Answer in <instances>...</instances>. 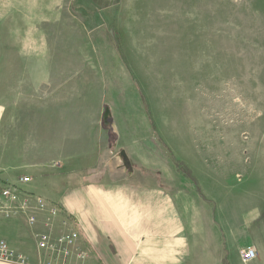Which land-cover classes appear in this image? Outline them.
Instances as JSON below:
<instances>
[{
	"label": "rangeland",
	"instance_id": "obj_1",
	"mask_svg": "<svg viewBox=\"0 0 264 264\" xmlns=\"http://www.w3.org/2000/svg\"><path fill=\"white\" fill-rule=\"evenodd\" d=\"M0 146L48 206L68 193L46 178L127 177L123 159L178 195L201 179L249 191L264 163V0H0Z\"/></svg>",
	"mask_w": 264,
	"mask_h": 264
},
{
	"label": "crops",
	"instance_id": "obj_2",
	"mask_svg": "<svg viewBox=\"0 0 264 264\" xmlns=\"http://www.w3.org/2000/svg\"><path fill=\"white\" fill-rule=\"evenodd\" d=\"M2 154L6 153L0 146V158ZM121 161L127 177L113 176L110 170L109 177L77 179L69 187L63 185V175L56 181L46 178L44 184L58 185L55 191L68 193L55 206L49 205L57 209L56 218L41 220L37 214L36 224L30 226L19 213L9 219L0 216V241L26 258V264H44L35 235L47 228L55 236L59 235L55 230L76 231V246L84 256L53 264H243L240 252L248 247L255 248L257 257L247 264H264V163L254 170L255 179L249 174L257 191L252 184L244 191L245 186L229 180L226 186L221 179L207 187L201 179L198 193L191 188L178 195L171 185L133 178L128 171H135ZM7 170L0 165V188L15 185L33 197L36 190L27 192L26 184L15 181V174ZM33 206L30 215L37 211Z\"/></svg>",
	"mask_w": 264,
	"mask_h": 264
},
{
	"label": "built area",
	"instance_id": "obj_3",
	"mask_svg": "<svg viewBox=\"0 0 264 264\" xmlns=\"http://www.w3.org/2000/svg\"><path fill=\"white\" fill-rule=\"evenodd\" d=\"M28 177L21 178L19 183L28 184ZM32 197L21 193L15 185L5 186L0 189V216L9 219L15 214H21L30 226L36 224V217L29 214L30 204L33 203L34 210L48 214V220L55 219L58 211L52 206H48L41 198ZM32 201V202H31ZM67 229V230H66ZM64 232L55 236L47 228L35 235V242L38 252L44 254V264L67 261L75 257L82 260L84 256L78 252L76 241L78 234L76 231L66 228ZM257 257L255 248L248 247L240 252V260L243 264L253 262ZM0 262L11 264H26V258L12 251L4 241H0Z\"/></svg>",
	"mask_w": 264,
	"mask_h": 264
}]
</instances>
